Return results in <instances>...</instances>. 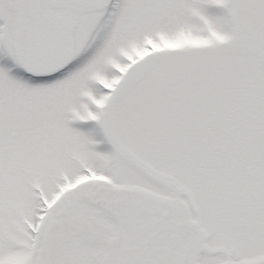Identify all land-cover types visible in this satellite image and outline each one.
Here are the masks:
<instances>
[{
  "label": "rangeland",
  "instance_id": "374dc122",
  "mask_svg": "<svg viewBox=\"0 0 264 264\" xmlns=\"http://www.w3.org/2000/svg\"><path fill=\"white\" fill-rule=\"evenodd\" d=\"M152 1L118 0L117 9L83 16L51 10L72 27L75 57L59 76L31 81L15 61L23 22L0 0L6 25L0 32V264L36 263L25 237L26 219L39 215L37 192L52 195L55 186L75 188L98 176L140 185L166 204L187 189L210 234L209 248L235 261L264 255L263 64L247 52L248 41L243 54L217 59L231 47L224 39L233 35V0ZM247 8V1L240 4L241 33L253 24ZM260 27L252 29L256 35ZM258 41L264 48V37ZM192 43L199 45L189 49ZM205 47L215 52L199 50ZM148 49L162 53V62L113 103L117 74ZM149 170L166 176L175 191L153 184ZM86 220L89 238L95 221ZM97 243L69 244L67 259L47 243L48 260L77 264L75 255L85 252V264H92L87 253H108L105 241Z\"/></svg>",
  "mask_w": 264,
  "mask_h": 264
},
{
  "label": "flooded vegetation",
  "instance_id": "af4514ba",
  "mask_svg": "<svg viewBox=\"0 0 264 264\" xmlns=\"http://www.w3.org/2000/svg\"><path fill=\"white\" fill-rule=\"evenodd\" d=\"M246 1V14L253 24H246L236 41L234 50L238 54L243 53L247 41L258 46V37H264V0H237L236 3L239 6ZM257 24L261 27L256 35L252 29L257 28ZM85 193L74 200L72 198V201H68L60 212L53 216V231L45 234L44 238H57V241L69 244L78 241L97 243L99 238H106L108 246L113 247L116 244L115 252L111 251L104 261L98 256V252L89 253L88 259L94 260L92 264L117 263L123 248L131 250L138 241L151 238H162L170 248L175 247L177 254L186 255L183 261L175 262L176 264H199L201 255L206 253V248L199 245H195L194 249H187L192 242L203 240L205 234L193 230L195 225L190 223L192 213L185 204L164 208L168 211V214H165L162 213L160 203H151L153 199L145 198L140 191L119 193L94 188L89 195ZM104 206L111 211L102 209ZM87 218L95 221V228L91 227L89 238V227L86 228L85 225L88 223ZM52 240L50 239V242ZM74 258L78 264L86 263L85 252L75 255Z\"/></svg>",
  "mask_w": 264,
  "mask_h": 264
},
{
  "label": "water",
  "instance_id": "95a60500",
  "mask_svg": "<svg viewBox=\"0 0 264 264\" xmlns=\"http://www.w3.org/2000/svg\"><path fill=\"white\" fill-rule=\"evenodd\" d=\"M110 1L7 0L9 6L27 22L21 38L22 48L19 50L21 64L30 73H49L66 66L73 57L74 42L71 31L47 14V6L56 9L71 8L86 13L102 10L109 5ZM254 53H258L264 59V53L257 51ZM152 177L167 186V183L160 177L155 175ZM190 200L193 202L191 198ZM241 264H264V258Z\"/></svg>",
  "mask_w": 264,
  "mask_h": 264
}]
</instances>
